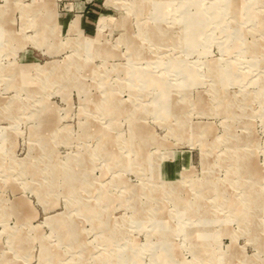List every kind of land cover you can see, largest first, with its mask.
<instances>
[{"label":"rangeland","instance_id":"rangeland-1","mask_svg":"<svg viewBox=\"0 0 264 264\" xmlns=\"http://www.w3.org/2000/svg\"><path fill=\"white\" fill-rule=\"evenodd\" d=\"M0 264H264V0H0Z\"/></svg>","mask_w":264,"mask_h":264},{"label":"bare ground","instance_id":"bare-ground-1","mask_svg":"<svg viewBox=\"0 0 264 264\" xmlns=\"http://www.w3.org/2000/svg\"><path fill=\"white\" fill-rule=\"evenodd\" d=\"M159 223V222H158ZM164 256V255H163Z\"/></svg>","mask_w":264,"mask_h":264}]
</instances>
